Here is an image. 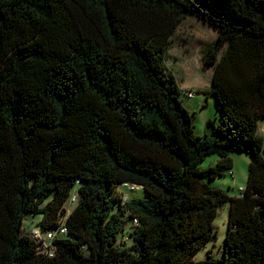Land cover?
Returning <instances> with one entry per match:
<instances>
[{
	"label": "trees",
	"instance_id": "1",
	"mask_svg": "<svg viewBox=\"0 0 264 264\" xmlns=\"http://www.w3.org/2000/svg\"><path fill=\"white\" fill-rule=\"evenodd\" d=\"M187 17L218 30L202 52V92L220 120L202 137L166 66ZM260 118L264 0H0V264H264ZM246 146L239 195L201 181ZM212 154L215 165L200 169ZM124 185L147 197L125 200ZM225 203L223 259L195 260ZM37 214L43 232L63 218L51 257L22 233ZM127 220L130 245L118 241Z\"/></svg>",
	"mask_w": 264,
	"mask_h": 264
},
{
	"label": "rangeland",
	"instance_id": "2",
	"mask_svg": "<svg viewBox=\"0 0 264 264\" xmlns=\"http://www.w3.org/2000/svg\"><path fill=\"white\" fill-rule=\"evenodd\" d=\"M217 32L216 28L207 25L205 22L193 17H187L181 22L174 36L170 39L166 57V66L180 86L178 98L192 115L193 133L198 137L204 135L207 120H211L213 123H218L220 120V111L214 97L202 92L203 88H207L210 85L211 78V68L203 64L202 52L215 39ZM184 91H191L194 96L188 98L183 95ZM257 127L262 139L264 154V118L258 119ZM228 157L232 161L231 169L225 170L221 177L213 180L201 179V181L213 189L222 190L227 196H237L245 186L250 161V147L246 146L241 152H230ZM217 159L218 156L215 154L206 156L198 164V167L200 169L212 167ZM118 190L125 200L133 197H147L140 187H135L133 191H130L129 186L119 187ZM52 194L48 193L47 200L51 198ZM109 198L115 207L117 202L114 199V195L110 194ZM44 204L45 202L42 205ZM75 204L76 202L70 203L69 200L64 204L66 214L71 211ZM227 209V203L217 209L212 222L214 237L195 253V260L204 259L207 253H210L214 258L223 259L225 249L223 237L227 228ZM40 219V214L23 218L22 233L31 237L33 231L37 230L44 236L45 232L41 231ZM126 226L127 228L123 234L127 237V245H130L132 238L127 233L130 227L129 220H127ZM32 238L36 239L34 236ZM120 239L121 237L119 236L118 241Z\"/></svg>",
	"mask_w": 264,
	"mask_h": 264
},
{
	"label": "built area",
	"instance_id": "3",
	"mask_svg": "<svg viewBox=\"0 0 264 264\" xmlns=\"http://www.w3.org/2000/svg\"><path fill=\"white\" fill-rule=\"evenodd\" d=\"M184 95L188 98H191L194 96V93L191 91H184ZM126 186V185H124ZM129 189H133L132 186H129ZM73 191H75V188L72 189V191L70 192V198H69V202L73 203V202H77V194L76 192L73 193ZM63 218H61L58 226L53 230V231H45V235L42 236L37 230H34L33 233L31 234V239L33 241H35L36 243V252L38 254H44L48 257H51L53 255L54 252V248L51 244V241L54 237L58 236V237H62L64 236V234H66V228L63 225ZM135 225V221L133 223V226ZM35 237L36 239L32 238ZM121 243L126 242L127 241V237L122 236L121 239L119 240Z\"/></svg>",
	"mask_w": 264,
	"mask_h": 264
},
{
	"label": "water",
	"instance_id": "4",
	"mask_svg": "<svg viewBox=\"0 0 264 264\" xmlns=\"http://www.w3.org/2000/svg\"><path fill=\"white\" fill-rule=\"evenodd\" d=\"M26 217H28V216L26 215Z\"/></svg>",
	"mask_w": 264,
	"mask_h": 264
},
{
	"label": "crops",
	"instance_id": "5",
	"mask_svg": "<svg viewBox=\"0 0 264 264\" xmlns=\"http://www.w3.org/2000/svg\"><path fill=\"white\" fill-rule=\"evenodd\" d=\"M179 88H180V86H179Z\"/></svg>",
	"mask_w": 264,
	"mask_h": 264
}]
</instances>
